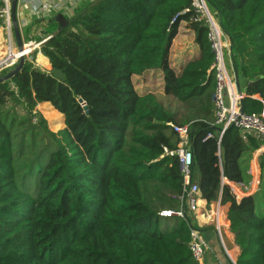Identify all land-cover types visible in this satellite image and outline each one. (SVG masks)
I'll return each mask as SVG.
<instances>
[{
    "label": "trees",
    "instance_id": "16d2710c",
    "mask_svg": "<svg viewBox=\"0 0 264 264\" xmlns=\"http://www.w3.org/2000/svg\"><path fill=\"white\" fill-rule=\"evenodd\" d=\"M189 2H84L65 23L47 20L35 38L46 39L39 52L47 72L26 59L0 83V264H194L192 216L158 215L177 210L183 188L172 125L188 128L190 184L206 204L228 205L235 263L264 264V152L258 192L237 202L227 184L249 185L261 141L235 128L218 137L213 57L205 26L182 14ZM205 2L230 43L241 109L264 120V0ZM181 22L199 55L176 71L169 53ZM150 72L182 107L137 88ZM42 103L62 115L61 130H48L35 112Z\"/></svg>",
    "mask_w": 264,
    "mask_h": 264
},
{
    "label": "built area",
    "instance_id": "2783aa9c",
    "mask_svg": "<svg viewBox=\"0 0 264 264\" xmlns=\"http://www.w3.org/2000/svg\"><path fill=\"white\" fill-rule=\"evenodd\" d=\"M93 0H35L31 2V10L35 14H43L46 18L51 13L73 14V11L84 2ZM11 0H0V27L5 24L9 26V6ZM26 0H17V5L25 4ZM17 8V6H16ZM189 13L192 22L201 23L205 26L206 39L212 53V63L210 72L213 74L214 87L211 95L213 108V125L219 128L218 137L220 138L226 129L235 128L243 135H254L260 141L261 145L258 151H264V120L262 115L240 113L241 100L243 94L236 89L232 68L229 65L230 43L227 37L222 33L219 23L210 11L205 0H190L189 6L182 11V14ZM29 41L23 45L24 56L32 54V49L37 44ZM11 51V50H10ZM11 64L14 67L21 53L11 52ZM9 60V61H10ZM7 61V60H6ZM4 62V61H3ZM33 65L34 61H33ZM172 129L178 138L177 150L175 155L179 162V171L182 175V193L178 196V208L176 211H162L158 215L162 218L176 217L185 219V212L191 216L197 215L202 204L200 192L196 185L190 184V166L192 162L191 153L188 149V128L186 126H173ZM217 204L218 201H217ZM218 207V206H217ZM204 208V207H203ZM205 209V208H204ZM204 216L211 221L217 239L225 255L228 253L222 238L224 219L213 211H206ZM188 249L194 264H204V257L207 251V243L202 238L198 229L190 227ZM230 264H236L235 260L228 258Z\"/></svg>",
    "mask_w": 264,
    "mask_h": 264
},
{
    "label": "crops",
    "instance_id": "0c3cea01",
    "mask_svg": "<svg viewBox=\"0 0 264 264\" xmlns=\"http://www.w3.org/2000/svg\"><path fill=\"white\" fill-rule=\"evenodd\" d=\"M33 1L35 2V0H26L25 4L17 5L16 8V22L19 29L20 40L23 45L27 44L29 41L36 42L35 38L45 27L47 20L55 17L60 22L63 23V21L61 20L63 17L70 18L73 15L70 12H68L67 14L51 13L49 17L46 18V16L41 13L39 14L33 13L30 6L31 2ZM64 21L66 22V20ZM194 40H195L194 31L188 25H186V23L181 22L179 24L177 34L172 40L170 53H169V63L171 67L174 68L176 71H179L180 66L184 62L198 57L199 49L197 45L196 47H194L195 44ZM40 45L41 44H37L33 47L32 53L34 56L32 58V61H34L35 64L34 66L37 67L39 70L47 72L50 69V67L39 52ZM7 53L8 51H6V54ZM234 74L235 72L232 71L233 77ZM147 82L144 83L142 86L149 87L148 86L149 84ZM235 85L237 91L242 93L240 86H238V76ZM263 152L264 151L256 150L252 154V158L249 162V174H251V181L248 186L245 187L233 183H227L237 202H239V200L242 197L252 195L260 190L259 188L260 166L258 163V157L261 156ZM248 189L249 191H247ZM227 209H228V205H220L217 204V202H212L210 204L205 203V206L202 204V206L200 207L199 213L197 215L192 216L195 225L194 228L199 230L202 238L207 243L208 249L205 253L204 264H230L228 258L236 260L239 254L238 247L235 245L233 237L228 232V221L226 218ZM210 210L211 211L216 210L218 215H220L221 218L223 217L224 219L222 238L228 256L227 254L225 255L224 251L221 248V245L217 239L211 221L204 216L206 211H210Z\"/></svg>",
    "mask_w": 264,
    "mask_h": 264
},
{
    "label": "rangeland",
    "instance_id": "374dc122",
    "mask_svg": "<svg viewBox=\"0 0 264 264\" xmlns=\"http://www.w3.org/2000/svg\"><path fill=\"white\" fill-rule=\"evenodd\" d=\"M6 47L7 48L9 47L11 52H16L15 40H14V36H13V28H12L11 17H10V6H9V26L7 27V26H5V24H3L0 27V75L1 76L5 75L7 72L12 70V68H13L10 58H6V56H5V54H6L5 48ZM194 47H196V44H194ZM25 58L27 60L32 61L33 53L28 55ZM35 68H37V67H35ZM143 76L145 77V79H140L139 81L137 80V83H136L137 88L143 87L142 85L148 81L147 83L149 85L148 84L147 85L149 86V88L152 89V93H154L156 99L158 101H160L164 106H166V107L169 106V108L171 110L178 108V106H181V107L183 106L182 103L177 102L172 97L164 96L162 94V92L160 91L161 83L159 81L160 76H159L158 72H154V73L150 72V73H147ZM133 81H136V80L133 79ZM239 85L241 87L242 82H240ZM137 90L141 91V89H137ZM35 112L46 121L47 128L51 132H56L58 130H61L64 127L62 115L59 114L57 111H55L48 103L38 104L36 106ZM250 176H251V174H250ZM259 183H260V180H259ZM259 188L261 189V186H259ZM247 191H249V189ZM165 223H166L165 220H163V219L159 220V226H158L159 230H162ZM167 224L169 226H171L173 224V221H168Z\"/></svg>",
    "mask_w": 264,
    "mask_h": 264
},
{
    "label": "water",
    "instance_id": "95a60500",
    "mask_svg": "<svg viewBox=\"0 0 264 264\" xmlns=\"http://www.w3.org/2000/svg\"><path fill=\"white\" fill-rule=\"evenodd\" d=\"M16 6H17V0H11V2H10V17H11V24H12V28H13V36H14V40H15L16 50L18 53H21V55L19 56L18 61H17L16 65L12 68V70H10L5 75L0 77V83L6 82V81L10 80L11 78H13L21 70L23 63H24V60H25V56L23 53L24 52L23 44L21 43V40H20L19 29H18V25L16 22ZM61 20L63 21V23H65L63 18ZM234 79H235V82H237V74L236 73L234 74ZM77 102H78V104H80L82 106L84 113L86 115H88L87 107L84 105L83 101L81 99H78ZM240 113L241 114L243 113L241 108H240Z\"/></svg>",
    "mask_w": 264,
    "mask_h": 264
},
{
    "label": "bare ground",
    "instance_id": "6f19581e",
    "mask_svg": "<svg viewBox=\"0 0 264 264\" xmlns=\"http://www.w3.org/2000/svg\"><path fill=\"white\" fill-rule=\"evenodd\" d=\"M5 49H6V51H8V53L5 54L6 58H11L12 56H11V51H10V49H8L7 47H6Z\"/></svg>",
    "mask_w": 264,
    "mask_h": 264
}]
</instances>
